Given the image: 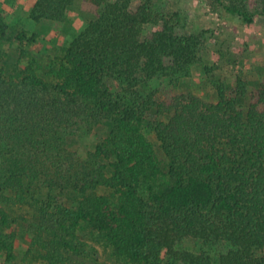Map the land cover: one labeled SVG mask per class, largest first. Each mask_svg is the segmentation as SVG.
Segmentation results:
<instances>
[{"label":"trees","instance_id":"trees-1","mask_svg":"<svg viewBox=\"0 0 264 264\" xmlns=\"http://www.w3.org/2000/svg\"><path fill=\"white\" fill-rule=\"evenodd\" d=\"M74 1L36 0L29 19L53 22L58 34ZM244 1L231 0L225 14L252 24ZM82 8L96 18L52 60L48 79L34 59L22 64L23 50L8 72L0 49V205L36 209L33 242L50 262L59 263V251H77L75 233L87 223L124 264H264L256 255L264 249V79L248 105L242 79L231 96L218 87L214 104L143 98L137 88L154 78H190L200 63L199 34L153 0H83ZM5 15L0 45L34 40L24 31L12 38ZM151 111L168 119L151 125L164 159L143 134ZM86 119L111 128L78 163L64 133ZM14 224L0 208V255L8 261ZM191 238L199 252L180 249Z\"/></svg>","mask_w":264,"mask_h":264},{"label":"rangeland","instance_id":"rangeland-1","mask_svg":"<svg viewBox=\"0 0 264 264\" xmlns=\"http://www.w3.org/2000/svg\"><path fill=\"white\" fill-rule=\"evenodd\" d=\"M157 5L173 12L175 5L171 0H153ZM231 0H185V10L180 13L184 19L186 31L197 33L200 36L198 55L200 63L192 68L190 78L179 79L172 83L165 78H154L141 84L137 91L145 98L151 96L156 102L174 104L177 99L196 97L206 104H214L218 99V87L224 86L227 94L237 81L242 79L249 85L244 105H248L252 95L258 89V82L264 79V0H245L247 11L254 15L252 24H244L235 21L232 16L226 15L224 9ZM34 0H0V13H6L5 22L9 26V34L12 38L25 32L27 37L34 35V40L19 44L15 41L0 45L5 53L1 63L11 72L17 64L21 50L22 64H27L34 59L40 66L38 73L45 79L50 63L56 56L62 54L63 49L72 41L77 33L59 37L50 33L47 28L35 34L32 30L33 21L29 19L30 8ZM21 5L24 8L21 16L17 17L15 10ZM182 5V6H183ZM194 8L196 13L191 17ZM18 9V8H17ZM19 10V9H18ZM192 11V12H191ZM194 11V12H195ZM193 12V13H194ZM76 29L83 30L90 21L96 18L94 13L81 12L72 9L68 14ZM220 29L222 31H216ZM232 37L233 41H227ZM113 93L122 92L120 84L113 80L107 81ZM168 119L159 115L156 111L147 114L146 125L143 134L148 141L155 145L161 159L164 154L161 151L159 141L152 126L156 121ZM152 125V126H151ZM110 124L105 121L96 122L86 119L71 127L64 133L65 147L72 160L78 163L87 162L94 153L98 142L106 138L110 131ZM77 163V164H78ZM167 178L162 177L156 181V186H164ZM99 193L110 194L111 191L101 188ZM68 207L72 206L67 201ZM0 208L15 222L16 230L14 259L8 261L4 255H0V264H124L105 240L104 236L87 223H83L76 231L73 244L77 251H59V263L45 260L46 251L43 247L35 246L31 223L36 222V209L28 205H13L2 203ZM180 249L199 252L200 243L195 239H187ZM226 246L218 247L219 254L226 252ZM258 257L264 256V249L257 251ZM217 261V260H216ZM217 264V263H215Z\"/></svg>","mask_w":264,"mask_h":264},{"label":"crops","instance_id":"crops-1","mask_svg":"<svg viewBox=\"0 0 264 264\" xmlns=\"http://www.w3.org/2000/svg\"><path fill=\"white\" fill-rule=\"evenodd\" d=\"M35 1L36 0H34V3H35ZM171 2H172L173 5H175V8L173 9V12H180L181 10L182 11L185 10V5H183V2H185V0H171ZM82 4H83V0H75L74 3H73V6L69 9V13L68 14H70V12H71L72 9H77V10H79V11H81V12L84 13L85 11L82 8ZM17 8L15 10V14H16L17 17H19V16L22 15L24 8H22L20 10L21 5H19V7H17ZM30 9H32V7ZM186 9H188V11L189 10H193V12L195 11L194 8H191L190 9V8H188V6H187ZM193 12L190 14L191 17L193 15H195V13H196V11L194 13ZM32 26H33L32 30H33V32L35 34H37L39 32H42L44 28H47L50 31V33H54L53 32V26H54V24H53V22L48 21V20H43V21H40V22H33V25ZM216 31H222V30L216 29ZM79 32H81V30L76 29L75 22H72V20L67 15V19H66V21H65V23L63 25V29L61 30V32L58 33V36L59 37L68 36L69 34L79 33ZM225 40H226V42L227 41H231V42L233 41L232 37H227Z\"/></svg>","mask_w":264,"mask_h":264}]
</instances>
